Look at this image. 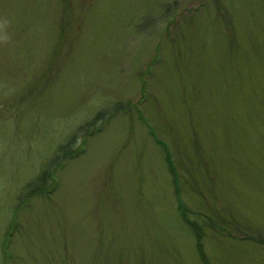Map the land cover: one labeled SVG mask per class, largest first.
Segmentation results:
<instances>
[{"label": "rangeland", "instance_id": "obj_1", "mask_svg": "<svg viewBox=\"0 0 264 264\" xmlns=\"http://www.w3.org/2000/svg\"><path fill=\"white\" fill-rule=\"evenodd\" d=\"M0 264H264V0H0Z\"/></svg>", "mask_w": 264, "mask_h": 264}, {"label": "trees", "instance_id": "obj_2", "mask_svg": "<svg viewBox=\"0 0 264 264\" xmlns=\"http://www.w3.org/2000/svg\"><path fill=\"white\" fill-rule=\"evenodd\" d=\"M219 9V8H218ZM149 68V67H148ZM147 68V69H148ZM139 100V99H138ZM135 103L136 102H134V103H128V105H126V109L127 108H129L131 105H135ZM121 109V107L120 106H118L117 107V111H119ZM122 110V109H121ZM88 126H90L91 124L89 123V124H87ZM86 126V125H85ZM94 125H92V127H93ZM82 128H84V126H81L80 127V129H82ZM96 128H98V130H99V126L97 125V127ZM95 128V129H96ZM84 131H86V130H84ZM91 130H88V131H86V133H84L85 135L86 134H88V133H90L91 134ZM79 149H80V146H78L74 151H71L70 153H78V151H79ZM165 150V149H164ZM166 151V150H165ZM166 157V156H165ZM167 158V157H166ZM166 161H167V159H166ZM168 163V166H169V169L171 170V172H174L173 170H172V168H171V164H169V162H167ZM174 175V174H173ZM48 177H50L51 176V172H49V174L47 175ZM40 187L38 186H32V185H30V191L27 193V197H28V195H32V194H40V193H46L47 191H50L51 189H52V187L51 186H53V181L51 180V182H50V184L49 185H44L43 183H44V180H45V177L44 176H42L40 179ZM29 186V185H28ZM193 227H194V230H195V232H196V234H197V237L199 238V228L198 227H196L195 225H193ZM202 249L199 247V252H200V256H201V258L205 261V258L203 257V253H202V251H201Z\"/></svg>", "mask_w": 264, "mask_h": 264}]
</instances>
